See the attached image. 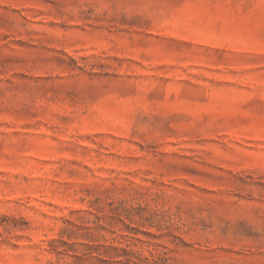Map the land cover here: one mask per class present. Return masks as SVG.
<instances>
[{
	"label": "rangeland",
	"instance_id": "1",
	"mask_svg": "<svg viewBox=\"0 0 264 264\" xmlns=\"http://www.w3.org/2000/svg\"><path fill=\"white\" fill-rule=\"evenodd\" d=\"M0 264H264V0H0Z\"/></svg>",
	"mask_w": 264,
	"mask_h": 264
}]
</instances>
